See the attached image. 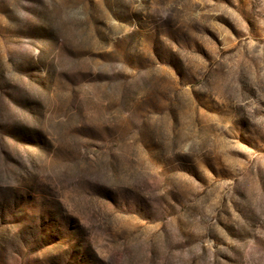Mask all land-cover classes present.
I'll return each instance as SVG.
<instances>
[{
	"label": "rangeland",
	"instance_id": "1",
	"mask_svg": "<svg viewBox=\"0 0 264 264\" xmlns=\"http://www.w3.org/2000/svg\"><path fill=\"white\" fill-rule=\"evenodd\" d=\"M0 264H264V0H0Z\"/></svg>",
	"mask_w": 264,
	"mask_h": 264
}]
</instances>
